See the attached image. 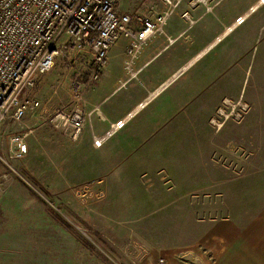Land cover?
<instances>
[{
	"label": "rangeland",
	"instance_id": "374dc122",
	"mask_svg": "<svg viewBox=\"0 0 264 264\" xmlns=\"http://www.w3.org/2000/svg\"><path fill=\"white\" fill-rule=\"evenodd\" d=\"M256 2L260 0H230L227 8L240 15ZM125 40L128 38L122 37L117 42L109 58ZM223 49L227 50L215 63L223 71L218 86L207 89L201 100L191 98L184 109L173 106L179 115L149 138H144L146 132L135 136L118 133L102 150H89L80 145L81 141L74 143L48 126L38 127L39 112L67 99L68 72L63 58L58 57L53 69L41 75L34 88L25 90L26 95L39 99L41 109L22 121L7 120L0 125V264H64L55 260L56 252L60 259L67 258L68 264H123L124 257L131 254L125 244L129 241L131 247L136 240L166 246H185L198 238L202 242V231L217 219L221 222L216 221V226L225 230L230 217V187L239 180L245 184L253 176L259 182L264 169V7L257 8L226 36L217 50ZM196 70L197 65L188 74ZM110 81L97 93L108 89L113 83ZM136 84L132 82L108 105L129 98ZM192 85L196 86V77ZM92 92L89 90L88 95ZM220 110L230 113L229 117ZM93 122L100 131L96 113ZM30 129L34 131L27 138L28 151L16 158L11 139ZM112 144L140 147L125 160L123 154L105 155L104 150ZM130 166L135 170H127ZM118 179L140 185L142 204L148 200L147 192L152 200L158 198L152 204L158 213L137 224L142 239L139 235L125 237L124 229L102 216L112 214L111 209L124 212L118 207L123 195L114 200L108 197V190L117 194L121 189ZM89 183L98 195L84 203L75 190ZM198 185L206 186L200 191V201L189 194L184 214L178 213V207L172 208L171 201L183 189L194 186L198 191ZM258 215L244 214L243 221L233 222L241 228L254 220V231L239 238L220 257L209 247L207 235L201 253H205L208 264H264V219Z\"/></svg>",
	"mask_w": 264,
	"mask_h": 264
},
{
	"label": "crops",
	"instance_id": "0c3cea01",
	"mask_svg": "<svg viewBox=\"0 0 264 264\" xmlns=\"http://www.w3.org/2000/svg\"><path fill=\"white\" fill-rule=\"evenodd\" d=\"M192 1L193 0H180V2L172 8L162 0H122L121 12L139 11L145 14H152L153 11L162 12L170 9L172 13L164 26L165 33H158L153 37L143 47L136 58L134 64V70L137 71L136 76L131 78L125 69V63L128 58L127 48L129 40H125L121 49L109 58L99 84H95L90 89V92H93L91 95H88V98H91V106L99 104L100 113L96 114L99 117L101 126L99 127L100 131H97L93 122L96 134L104 133L109 127V123L104 117L108 118L111 122H115L132 112L133 114L131 118L128 119L125 126L115 134L125 133L124 135L129 134L130 136H135L140 132H146L147 135L144 138H149L153 133H158L159 130L164 128L167 122L172 121V117L175 114L179 115L177 114L178 110L173 111V106H178V109H184L193 97L201 100V95L204 94L207 89L218 86L217 83L220 81L223 71L221 67H217L216 64L220 53L222 51L225 53L228 48L219 51L217 49L224 42L227 35L235 31L239 25H242L246 21L245 20L241 24L236 23V19L244 15L252 5L247 7L242 14L234 15L232 14L231 8H227L228 5L230 6V0H208L207 5L213 7L210 10L204 3L199 1L196 5H192ZM260 7H264V2H262ZM185 13L189 15V18L185 16ZM247 18L248 16L246 19ZM234 23H236L234 30L226 34L221 41L209 47L204 54L199 55V53L220 36L228 26ZM195 65H197V70L188 74L195 68ZM195 77L196 86L192 85V79ZM110 80L113 83L109 85L108 89L100 94L97 93V90H99L98 88L103 86L106 81ZM132 82L137 83L132 90L134 94L129 98H123L121 102L118 101L109 106V102L113 100L120 91L129 87ZM176 84H178V86L173 88ZM191 90L196 91L190 94L189 92ZM155 91L157 92L150 97ZM147 98V102L140 109L134 111L140 105V102L142 103ZM228 117L229 116H226V118ZM168 118L170 119L168 120ZM215 122H218V120H212V123ZM103 124L107 127L104 128ZM49 128L51 129V127ZM52 130L55 129L52 128ZM55 131L59 132L57 130ZM111 139L112 137L101 148H95L92 144L91 133L89 129L86 128L79 140H70L74 143L81 141L80 145L89 150H102L106 145L110 144ZM27 142L29 143L28 140ZM114 146L117 147V151L114 150ZM139 147L135 149L128 144H112L106 147L104 151L106 152L105 155L109 156L123 154V156H126V160L131 155L133 156L137 153ZM169 154H171L170 150ZM127 170L135 169L130 166ZM261 171L259 182H257V179H254L253 176V180L247 178L245 184H240L241 180H239V184L236 182L235 186L230 187V200L228 201L230 217L229 221L225 223V230H221L220 226H216L215 222L219 220L217 219L211 221L207 229L202 231V242H200V238H198L195 242L185 246H166L151 243L152 241L149 240H136L133 247H131L129 246L131 243L129 241L125 243L126 246L128 245L129 253H131L128 254V256L135 260H131V258L125 256L124 259L126 258V263L123 264H205L207 257L205 253H201V247H204V242L205 240L207 241V235L210 237L209 243L211 246L209 247L219 252V257L222 256L239 238L243 236L244 238L249 237L254 231V220H249L247 225L241 228L237 223L233 222H237L238 219L243 221L242 217L244 214H259L258 217L261 216V218L264 219V169ZM117 182L118 185L121 186V189L118 190L117 194L116 192L108 190V197L109 200H114L117 197L119 198L120 195H123L124 197L118 200V207H123L124 212L120 211L118 213L111 209L109 211H111L112 214H102V216L106 218V220L116 223L121 229H124L123 233H125V237L127 234L130 236L139 235V237L141 236L140 239H142L141 230L137 228V224L139 221L152 218L153 214L158 213L156 207L152 208L153 202L157 201L158 198L155 197L152 200V196L147 192L148 200L146 198L143 200L144 204H142L141 196L143 195L140 185L133 184L131 181H129V183L124 182L122 179H118ZM187 182L189 181L187 180ZM178 185H181V181L177 184V187ZM187 185L189 184L187 183ZM184 187H186V185ZM205 187L204 185H198V191L194 186H192V188H185V190L183 189L177 195L176 199L171 201L172 208L178 207V213L184 214L186 211L185 204L190 203L189 200L191 198H187L189 194L192 195L190 196L192 199L196 198L200 201V191H203ZM122 188L127 189L122 190ZM177 191L179 192V190ZM149 192L151 193L150 190ZM202 194L203 196H207L205 192ZM180 201L182 203L178 204ZM108 207L112 208L113 206L110 204ZM149 207L150 210H148ZM255 209H257V211H255ZM220 222L221 221H218L217 223L220 225ZM202 252H204V250H202ZM55 254L57 256L55 260H59L61 263L64 262V264L69 263L67 258L60 259V255L57 252ZM70 262L72 263V261ZM114 263L119 264L115 261ZM208 263L209 260L206 261V264Z\"/></svg>",
	"mask_w": 264,
	"mask_h": 264
},
{
	"label": "built area",
	"instance_id": "2783aa9c",
	"mask_svg": "<svg viewBox=\"0 0 264 264\" xmlns=\"http://www.w3.org/2000/svg\"><path fill=\"white\" fill-rule=\"evenodd\" d=\"M175 7L180 0H162ZM204 3L208 0H193ZM264 2V1H263ZM122 0H0V125L7 120L22 121L28 114L41 109L36 97L25 90L34 88L38 78L50 72L58 57L63 58L67 73V99L62 105L39 112L38 127L48 126L73 141L89 129L92 144L101 148L125 126L126 117L109 123L108 129L96 134L92 117L100 113L99 104H92L88 91L100 80L109 61L111 49L122 38L129 40L125 69L136 76L134 64L143 47L164 26L172 11L121 12ZM189 18V15L185 13ZM246 20L243 15L237 24ZM233 107V112L234 113ZM220 113L225 116L230 115ZM235 116H238L237 114ZM34 129L12 137V152L22 158L28 151L27 138ZM82 202L96 197L92 183L77 188Z\"/></svg>",
	"mask_w": 264,
	"mask_h": 264
},
{
	"label": "bare ground",
	"instance_id": "6f19581e",
	"mask_svg": "<svg viewBox=\"0 0 264 264\" xmlns=\"http://www.w3.org/2000/svg\"><path fill=\"white\" fill-rule=\"evenodd\" d=\"M264 0H260V2H258V3H256V4H254L253 6H251L250 7V9L247 11V12H245V14L243 15L244 17H249L257 8H259L260 7V5L262 4V2H263ZM235 27H236V23H234V24H231L230 26H228L227 28H226V30L220 35V36H218L209 46H207L204 50H202L200 53H199V55H202V54H204V52L209 48V47H211L212 45H214L216 42H219V41H221L222 40V38L226 35V34H228L230 31H232V30H234L235 29ZM187 66V65H186ZM185 66V67H186ZM184 67V68H185ZM187 69V68H186ZM179 73V72H178ZM158 91V90H157ZM157 91H155V92H153L152 93V95L150 96V97H152ZM147 100H148V98L147 99H145L142 103L140 102V105L134 110V111H137L138 109H140L146 102H147ZM131 111H133V110H131ZM126 117V116H125Z\"/></svg>",
	"mask_w": 264,
	"mask_h": 264
},
{
	"label": "trees",
	"instance_id": "16d2710c",
	"mask_svg": "<svg viewBox=\"0 0 264 264\" xmlns=\"http://www.w3.org/2000/svg\"><path fill=\"white\" fill-rule=\"evenodd\" d=\"M58 215V214H57ZM59 216V215H58ZM60 220H61V218H60Z\"/></svg>",
	"mask_w": 264,
	"mask_h": 264
}]
</instances>
